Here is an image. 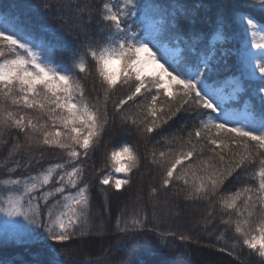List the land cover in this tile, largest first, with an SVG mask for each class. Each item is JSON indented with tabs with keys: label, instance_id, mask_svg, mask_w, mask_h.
Instances as JSON below:
<instances>
[{
	"label": "snow or ice",
	"instance_id": "6c2138e0",
	"mask_svg": "<svg viewBox=\"0 0 264 264\" xmlns=\"http://www.w3.org/2000/svg\"><path fill=\"white\" fill-rule=\"evenodd\" d=\"M204 7L33 0L35 24L0 10V144L7 149L0 244L38 243L50 253L47 264H80L62 257L106 231L93 189L108 213L116 193L142 187L154 170L151 214L139 200L118 206L115 243L102 250L111 258L95 264H133L141 241L163 249L174 245L169 237L199 244L201 233L192 240L160 227L190 209L199 212L192 230L212 236L218 220L235 237L231 248L203 247L236 259L237 247L247 249L241 264H264V23L254 15L264 19V0H241L235 33L218 12L207 43L194 28ZM53 23L76 41L70 66L55 58L64 49L46 39ZM122 134L153 147L141 156L133 144L113 143Z\"/></svg>",
	"mask_w": 264,
	"mask_h": 264
},
{
	"label": "trees",
	"instance_id": "16d2710c",
	"mask_svg": "<svg viewBox=\"0 0 264 264\" xmlns=\"http://www.w3.org/2000/svg\"><path fill=\"white\" fill-rule=\"evenodd\" d=\"M113 3H118L119 0H112ZM161 3H168L169 0H159ZM178 3L182 4L188 9H191L193 5L203 4L204 8L198 10L195 17L194 28L197 32L204 33V43L208 42V34L212 32V23L218 12H222L230 27L229 33H235L238 31L237 24L232 22V14L238 9L241 0H177ZM33 0H0V10L10 9L13 12L18 13L21 18L32 24L36 23V17L34 14L28 11L27 6L31 5ZM255 18L264 23V19L259 14H254ZM51 23V22H50ZM53 27L57 30L55 33H47L46 39L51 43L57 45L59 48L64 49L63 51H57L55 58L57 61L64 62L65 66H70L68 63V56L74 47L76 41L70 36L62 34L58 31V23H53ZM91 77L86 82L90 86ZM126 89H121L117 95H122ZM243 101L241 100V103ZM174 130V129H173ZM128 142L133 146L138 147L141 156L144 155L146 150H150L153 147L154 142L147 144L146 146L141 143L136 144V137L134 135L122 134L115 136L113 143ZM103 147L101 152H103ZM6 147L0 144V178H6L3 176V169L6 167L4 164V156L6 155ZM93 165H88L91 171ZM141 171H145L144 168ZM155 171H151L144 177L142 187L140 182L134 183L129 191H124L123 195L116 193L115 197L109 201L108 213L103 212L104 207V196L97 189H93V209L94 212H100L103 215V220L97 218L98 222H103L106 227V231L102 236L91 237L92 243L79 244L77 243L73 249L72 256L62 257V259H76L80 261V264H95L96 258L101 255L111 258V253H103L104 248H108L110 243H115L116 236L112 235L114 230L115 217L118 212V206L122 207L125 202L130 206L137 200L142 205L147 207L149 215L151 214V206L149 199V186L150 184L158 185V180H153ZM239 186V185H235ZM233 187V186H230ZM160 200L164 197L161 195ZM183 204V201H181ZM131 211V207H130ZM160 213L165 212V208L162 206L159 209ZM193 213L198 217L199 212L195 209H190L188 213L181 214L180 217H170V222L163 223L160 225L161 228L171 229L177 232H182L185 235L192 237V240L197 239L199 235L200 243H193L191 241L181 242L178 239L169 237V240L174 241V245L170 249H163L158 247L157 241L152 240L149 244L140 242V246L137 249H133L130 259L133 264H140L141 261L144 264H241V261L250 259L247 256V249L241 251L239 247L235 251L239 255V259L228 255L227 252H218L212 247H203L204 244H216L219 243L224 247L231 248L235 243V237L231 230H225V226L220 225L218 228V220L209 228V231H213L212 236L202 234V230L197 227L192 230L193 226ZM219 237V240L217 239ZM87 239V238H86ZM51 243V242H48ZM50 258V253L47 248L43 247L38 243L31 245H14V244H0V264H47ZM99 264H107L106 260L101 259Z\"/></svg>",
	"mask_w": 264,
	"mask_h": 264
}]
</instances>
